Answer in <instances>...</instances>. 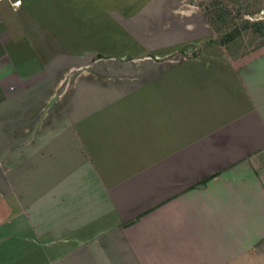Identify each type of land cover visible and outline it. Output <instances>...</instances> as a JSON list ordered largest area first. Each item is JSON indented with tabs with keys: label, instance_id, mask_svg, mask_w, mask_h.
<instances>
[{
	"label": "crops",
	"instance_id": "crops-1",
	"mask_svg": "<svg viewBox=\"0 0 264 264\" xmlns=\"http://www.w3.org/2000/svg\"><path fill=\"white\" fill-rule=\"evenodd\" d=\"M76 1L0 0V264H264V45L182 2L132 65Z\"/></svg>",
	"mask_w": 264,
	"mask_h": 264
},
{
	"label": "rangeland",
	"instance_id": "rangeland-1",
	"mask_svg": "<svg viewBox=\"0 0 264 264\" xmlns=\"http://www.w3.org/2000/svg\"><path fill=\"white\" fill-rule=\"evenodd\" d=\"M76 2H79L78 5H82L80 11L84 12L83 17H94L95 23L89 25L91 31L101 34L102 42L107 44L110 50L126 54L127 58L125 59L129 60V64L132 65L135 64L134 56L141 54L143 50L147 51V49L161 46L170 40V36L184 37L193 30L194 32H203V28L197 24L188 30L184 24L187 18L172 16V7H177L182 2H184L183 7H186L188 3H196L205 10L206 16L211 20L213 35L217 34L219 38L228 36L227 43L232 48L243 52L259 49L264 45V24L253 22L257 18H264V0H160L159 2H163L162 4L166 7L159 10L149 9V11L145 8L142 10L145 16L141 17V21L135 18V14L140 12V9H131L126 14L116 11L114 14L106 2L98 0H77ZM74 5H76L75 2L68 4L67 16L77 15L74 14L76 12L75 7H72ZM155 11L163 13V19H167V22L163 23ZM184 11L186 12V10ZM177 54H182V52H177ZM112 68L119 70L116 64ZM131 75L127 76L128 78L112 76L110 79L112 82L114 80L117 82L118 78L119 80L130 79L131 85H133L134 82H138L140 75L136 72H131ZM112 87L114 88V86ZM113 88L106 91L100 88L99 95L111 96L112 93L119 92V89L113 91ZM71 91L72 89L68 90V96Z\"/></svg>",
	"mask_w": 264,
	"mask_h": 264
},
{
	"label": "built area",
	"instance_id": "built-area-1",
	"mask_svg": "<svg viewBox=\"0 0 264 264\" xmlns=\"http://www.w3.org/2000/svg\"><path fill=\"white\" fill-rule=\"evenodd\" d=\"M9 1H11V3L14 5H21L22 4V0H9Z\"/></svg>",
	"mask_w": 264,
	"mask_h": 264
},
{
	"label": "trees",
	"instance_id": "trees-1",
	"mask_svg": "<svg viewBox=\"0 0 264 264\" xmlns=\"http://www.w3.org/2000/svg\"><path fill=\"white\" fill-rule=\"evenodd\" d=\"M202 183H205V181H204V182H202Z\"/></svg>",
	"mask_w": 264,
	"mask_h": 264
}]
</instances>
